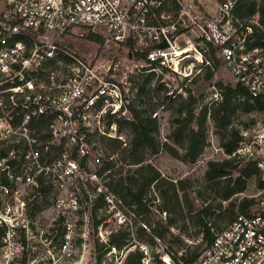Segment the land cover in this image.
Listing matches in <instances>:
<instances>
[{"label": "built area", "instance_id": "built-area-1", "mask_svg": "<svg viewBox=\"0 0 264 264\" xmlns=\"http://www.w3.org/2000/svg\"><path fill=\"white\" fill-rule=\"evenodd\" d=\"M198 1L0 0V146L6 147L0 150L1 264L29 247L40 233L36 213L48 206L65 261L73 259L77 239L89 234L92 218L103 235L111 216L99 215L105 206L116 217L115 231L133 234L132 217L108 192L103 170L107 158H117L105 144L125 142L122 124L131 120L125 73L106 49H125L149 65L177 59L172 71L178 73L180 61L189 58V47L178 43L188 42L187 17ZM236 4L221 3L224 18L232 17ZM235 22L232 33L224 32L218 57L252 100L264 102V24L259 12ZM91 33L100 40H90ZM85 40L104 43L102 52L87 57L78 47ZM198 40L203 52L207 43L217 45L204 29ZM163 41L167 48L153 49ZM101 196L104 204L95 213ZM211 230L214 238L199 258L182 264H264V211L238 214ZM140 248L141 264H178L167 251Z\"/></svg>", "mask_w": 264, "mask_h": 264}, {"label": "rangeland", "instance_id": "rangeland-1", "mask_svg": "<svg viewBox=\"0 0 264 264\" xmlns=\"http://www.w3.org/2000/svg\"><path fill=\"white\" fill-rule=\"evenodd\" d=\"M223 1L200 0L191 9L190 15L187 17L189 21L187 27L188 42H181L179 40L178 43L179 47H189V50L186 51V53H189V58L180 61L178 73L172 71V59L166 65H161L160 63L149 65L144 59L137 57L130 58V54L128 51L125 52V49L118 51L114 48L110 52L109 49L113 48L112 45L107 46H111L110 48H105L107 56L111 58L110 60L114 62L116 68L122 71L121 73H125L127 117L131 120L133 119L130 106L144 111L145 116L150 115L151 111L154 110V114L152 113L153 117L157 116L160 123L158 138L163 143L167 142L168 137L172 135L174 121L179 118L178 108L180 102L182 99L188 97L187 91L189 88L197 91V85L201 84L203 86L201 89L204 91V97L197 110V116L199 117L204 108H211L214 103L222 101L221 87L223 86H220L221 84L225 87L236 86V81L223 62L219 67L212 70L215 75L212 83L207 84L203 82L208 71V62L205 59L204 52L199 47L198 36L203 33L204 29L213 35L217 46H221L226 41L224 32L227 30L229 33H232L230 30L233 27L232 17L228 16L224 18L220 10ZM236 2L241 8L240 13L244 14L245 18L249 17L248 13L252 6H255L256 10H258L264 5V0H236ZM89 37L90 40L96 38L92 33ZM78 43H80L78 47L87 57L95 55L97 50L98 52H102L104 47V43L97 45L93 42H86V40ZM216 51L218 56L219 50L217 49ZM207 58L210 60V55L207 54ZM176 60L174 59L173 63H176ZM235 103L237 104L232 107L238 108H235L231 115V125L229 128L234 127L240 130L244 137V141L240 144L239 150L235 154L231 156L226 154L221 146L220 136L217 134L210 116H208L207 142L196 163L187 164L182 160L173 158L166 151L160 152L149 160L163 176L171 180L190 179L188 190L180 192L182 207L176 210V213L173 211L171 214L167 212L160 213L158 211L161 200L157 198L158 193L152 187L148 197L154 199V204L151 206L152 212L134 217L129 210H125L127 215L132 217L133 225L131 231L133 234L127 228V232L130 234V236H127V246L123 247L122 250L106 252L104 245L109 243L110 234H106L105 231L112 230L116 232L117 226L115 225L116 217H114L111 209L107 211L105 206L99 212V215L107 213V215L111 216L107 226L103 229V235H100V232L98 233L97 228L94 226V221H96L94 219L96 217L92 218L89 234L77 239V247H75L73 259L65 261L58 256L57 241H54L56 239H54V235L51 233L53 229V212L49 209L50 206H48L46 209L43 208L36 213L40 233L32 240L29 247H25L20 253H17L10 264H126L130 255H135L138 252L141 253L140 246L148 247L151 254L164 250L168 253L169 251H173L177 257H182L183 255L189 258L195 255L200 256L208 246V243L203 237L204 228L202 227L204 224H200V218L196 217L197 210L206 204L216 207L220 202L215 188L210 187L205 180L208 164L211 161H222L230 158H237L243 165L250 161H257L260 170L263 172L264 180V139H260V136L264 132V113L256 109L243 110L238 99ZM122 129L126 136V141H128L131 131L127 126L122 127ZM168 141L176 147L175 143L170 140ZM108 144L109 142L105 144L107 150H109ZM1 149H6L5 145L0 146ZM180 151L182 152V150ZM128 169L124 167V174L128 172ZM258 179L259 176H253L249 179L246 191L236 196L231 203L238 204L246 198L254 199L255 205L248 212H263L264 186L260 188ZM190 204L194 205L196 211L189 212L191 210ZM224 206H228V202H224ZM235 210L239 213L238 209ZM212 211L213 213L210 218H205V221L212 224L214 230L225 227L230 220V213H221L217 210ZM171 215L176 219L175 226L171 228V233L168 234L165 240L153 238L151 235L152 229L157 226L159 221L161 223L162 221L166 222ZM148 221L152 226H150ZM141 227H146L144 235H141L137 231ZM55 229H59V226H56ZM41 231H45V233L43 234ZM46 237H48V241H46ZM2 262L4 260L0 250V264Z\"/></svg>", "mask_w": 264, "mask_h": 264}, {"label": "trees", "instance_id": "trees-1", "mask_svg": "<svg viewBox=\"0 0 264 264\" xmlns=\"http://www.w3.org/2000/svg\"><path fill=\"white\" fill-rule=\"evenodd\" d=\"M240 10V6L236 4L232 12L233 24H236V20L247 21L257 12L260 13L261 21L264 24V5L258 10H256L255 6H252L248 13V18H245L244 14L240 13ZM94 37H96L94 38L96 41L100 40L98 36ZM207 47L208 50L204 52V56L208 62V71L203 82L208 84L212 83L215 76L212 70L219 67L222 61L217 56L216 50H219L217 45L207 43ZM207 54L210 55V60L207 58ZM210 85L212 86V84ZM220 86H223L221 87L222 101L214 103L211 108H204L199 117L197 116V110L204 97V91L201 89L203 86L201 84L197 85V91L188 89V97L180 102L178 108L179 118L174 121L172 135L164 143L158 138L160 123L157 116L153 117L154 110L151 111L150 115L145 116L144 111L130 106L133 119L124 121L122 124L123 128L127 126L130 129V138L125 142L118 140L109 142V152L111 155L117 154V158L112 160L107 158L103 166L104 172L108 173L106 177L108 192L115 195L120 201V207L125 213V210H129L132 216L137 217L138 215L152 212L151 206L154 204V199L148 198L152 187L158 193L157 198L161 200V205L158 207L160 213L167 212L171 214L172 211L176 213V210L182 207L180 192L188 190L190 179L171 180L163 176L149 160L160 152L166 151L173 158L182 160L187 164L196 163L207 142L208 116H210L217 134L220 136L221 146L226 154L231 156L239 150L244 137L240 130L234 127L229 128L231 115L234 109L238 108H233L232 106L237 104L235 102L238 99L243 110L256 109L263 112L264 102L260 99L252 100L246 89L239 84H236L235 87H225L222 84ZM168 140L175 143L177 148L170 144ZM3 154H5V151L1 152V155ZM124 167L129 168L126 174H124ZM253 176H259L258 183L260 188H263V172L260 170L257 161H250L243 165L237 158H230L222 161H211L208 164L205 180L210 187L215 188L220 200L216 207L206 204L201 209H198L199 211L197 210L196 217L200 218V224H204L202 227L204 228L203 237L208 245L212 242L214 233L211 230L212 224L206 222L205 218H210L213 213L212 210L230 213L229 222H231L238 214H248V210L255 205L254 199L247 198L238 204L231 203L236 196L246 191L248 180ZM224 202H228V206H224ZM103 204V196H101L96 201L94 212L96 213V208L102 207ZM190 208L189 212L196 211L193 204H190ZM235 209H238L239 213ZM175 222V217L171 215L166 222L162 221L161 223L159 221L157 226L152 229V232L150 230L149 232H151L153 238L165 240L168 234L171 233V228L175 226ZM137 231L144 235L146 229L141 227ZM127 236H130V234L126 228H120L116 232H112L109 236V243L104 245L106 252H111L113 248L122 250L123 247H126ZM1 239L2 232L0 231V243ZM169 254L178 264L193 263L199 258L197 255L191 258L184 255L177 257L173 251H169ZM141 259L142 253L138 252L135 255H130L126 264H141Z\"/></svg>", "mask_w": 264, "mask_h": 264}, {"label": "water", "instance_id": "water-1", "mask_svg": "<svg viewBox=\"0 0 264 264\" xmlns=\"http://www.w3.org/2000/svg\"><path fill=\"white\" fill-rule=\"evenodd\" d=\"M168 46H169V44H168L166 41H163V42H161V43L155 45V46L153 47V49H165V48H167ZM129 56H130V58H132V57H131V54H130Z\"/></svg>", "mask_w": 264, "mask_h": 264}]
</instances>
